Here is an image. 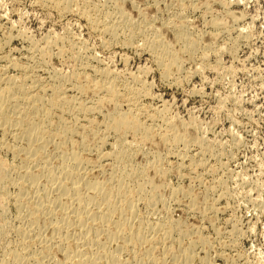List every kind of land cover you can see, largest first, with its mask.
<instances>
[{"label": "rangeland", "instance_id": "rangeland-1", "mask_svg": "<svg viewBox=\"0 0 264 264\" xmlns=\"http://www.w3.org/2000/svg\"><path fill=\"white\" fill-rule=\"evenodd\" d=\"M117 1L124 18L116 14L112 0H74L67 6L57 4L59 0H0V75L16 82L25 78L28 86L45 99L52 85L60 83L61 88H70L63 96L92 105L97 95L91 86L99 79L97 71L104 69L113 75L114 86L121 91L116 102L122 110L131 96L126 88L141 87L146 95L138 98L134 113L138 122L154 131L147 141L139 142L140 134L134 131H128L122 139L130 143L132 154L126 168L131 176L121 188L126 199L123 206L128 199H136V183L142 181L145 193L144 198L136 200V214L130 219L132 229L150 227L146 230L150 236L161 234L164 226H159L164 221L181 224L180 232L185 234L187 230V236L195 242L189 264H264V0H180V5L176 0ZM178 15L186 20L183 26L188 34L200 42V48L190 56L178 50L181 46L173 27ZM102 22L117 24V36L104 31ZM219 22L226 31L215 29L214 24ZM236 29L242 30L240 39ZM130 30L133 36L127 42ZM155 31L162 42L179 51L180 72L173 71L167 79L145 47ZM213 32H219L216 38ZM203 44H207V50L202 49ZM203 51L205 58L200 55ZM75 74L83 78L72 81ZM71 83L85 85V91L71 90ZM109 108L103 106L89 114L71 107L52 115L54 123L59 118L71 126L64 150L82 147L81 152L98 163L91 177L99 180L108 178L113 169L121 170L106 156L98 159L100 154L114 153L115 145L122 141L101 125ZM158 108H164L170 122L167 131L165 126L158 129L160 119L156 124L149 121V114ZM159 132L178 133L184 139L162 141ZM0 141V264H6V252L15 244L14 230L18 226L17 209L12 203L17 189L4 180L3 172L9 168V176H14L20 159L13 151L12 135L0 131ZM51 142L47 145L49 153L60 139L52 136ZM184 152L180 166L175 154ZM190 162L197 166H189ZM132 169H142L143 173L134 176ZM150 196L156 198L152 206L147 202ZM44 230L48 237L50 229ZM177 233L172 231L165 242L153 245L155 264H179L173 256L188 238L178 243ZM110 241L109 249H118V242ZM146 249L147 244L129 246L119 251L118 262L139 264ZM54 255L61 257L59 253Z\"/></svg>", "mask_w": 264, "mask_h": 264}, {"label": "bare ground", "instance_id": "bare-ground-1", "mask_svg": "<svg viewBox=\"0 0 264 264\" xmlns=\"http://www.w3.org/2000/svg\"><path fill=\"white\" fill-rule=\"evenodd\" d=\"M176 1H178L180 5V0ZM72 2H74V0H59L57 4L67 6ZM112 2L115 5L114 9L117 10H115L117 12L116 14H120L119 16H123L124 18L125 14L122 13L123 10H121L118 1L112 0ZM108 14L109 13H107L106 16L110 18ZM177 19L178 20H176V23L174 21L175 25L173 24V27L175 29L176 41H178L181 46L178 50L182 51V53L185 52L190 56L195 53L198 48H200V44H198L200 42H198L196 38H193L194 36L191 37V33L188 34V30L186 31L184 29L185 27L183 25L185 23V19H181V16L179 15L177 16ZM125 20L127 19L125 18ZM104 21H106L105 18ZM104 23L102 22V24ZM214 25H216L215 29H217V31L218 29H223L222 24H220L221 26L218 24ZM117 27V24H107L106 22L104 24L103 30L115 37L117 36ZM224 29L223 31H226ZM131 31L132 30H130V32ZM133 32L134 31L128 34V37L126 38L127 42H131ZM219 32L222 33V30ZM219 32H213V37L219 34ZM235 32L238 35V38L239 36L241 37L242 30L236 29ZM157 33L155 31L150 33V35L148 32L150 38H145H148L145 42V47L149 48L151 51V55H153L154 58L153 60H155L158 65L156 67H159L161 70V76L163 75L167 79L168 76L172 75L171 73L174 74L173 71L178 70L180 72L179 67L181 66V62L178 53L179 51L172 49L167 44L162 42L158 35L159 33ZM211 42L213 41H210V43ZM206 45H204L205 48L203 47L202 49H206L208 47H206ZM211 45L212 44H210V46ZM210 49H212V47H210ZM205 54L206 53L203 51L200 55H202L201 57L205 58ZM203 58L202 60H204ZM97 73L99 79L94 81L93 85L91 86V89H93V94L97 95L92 105L86 104L84 101H78L75 97L63 96L62 94L64 91H67V89L70 88H61L59 82L58 85L53 84V86L51 84V94L45 99L42 94L34 92L32 87L28 86L25 78L16 82L8 77L3 79V77L0 75V131L3 133V135H12L15 141L13 145V151L16 155H19L20 159L14 176H9V168L7 171H5V169L3 172L4 180H6V182L8 181L10 185H14L17 189L15 194L12 196V203L15 204L17 209L16 219L18 221V226L14 230L16 236V239L14 240L15 244H13L6 252V264H120L118 262L120 258L119 251L124 249L128 250L129 246L131 248L139 246L140 244H147V249L142 253V256L139 257V261L141 260L140 263L146 261L148 264H155L157 259L152 254L154 244L163 243L166 238L171 236L169 234L172 231L178 232V243L189 233L186 230V232H183L185 234H182V232H180L181 227H179L181 224H173L170 221H164L161 224L156 222L157 225L160 224V228H163L164 226L163 231L161 230V234L158 233L159 236L158 234H150L152 237L149 236V233L146 230L152 229L149 227L150 223L148 225V229L143 230L144 228L141 226L132 229L130 219H132L131 217L136 214V200H141L144 198L145 193L142 187V181L136 183V187L134 188L136 199H133L134 197L131 198L132 200L128 199L126 205L123 206V202L126 199H124V196L121 194V188H124V183L126 182L127 177L130 175L128 173L127 167L130 165L128 162L131 160L130 157H132V154L130 152L131 149H129L130 143H125L122 139H124L123 136L125 133H129L128 131H134L133 133L138 132L140 134V142L141 140L143 141L149 138L151 136V131H154V128L151 127V129H147L141 124V122H138L134 113L138 108H136L138 98L143 95L145 96L146 92L140 89L141 87L126 88L129 90L131 96L126 100L127 105L125 109L122 110L121 104L116 102V100L121 98V91L119 92L115 88L114 85L116 84H114L113 75L104 69L98 70ZM80 77V74L79 76L75 74L72 76V81H75L78 78L80 79ZM81 78H83V76ZM69 87H72L71 90L74 88L80 92L85 91L86 88V86L83 84H72L69 85ZM103 106L111 107L109 108L110 113L107 112L108 115L106 116V119H104L105 121L101 123V125L103 124L104 131L107 133L110 132L116 135L118 138L121 137L122 143L120 142L115 145L114 150L116 151L114 153H107L106 155L100 154L98 159L101 160L105 158L104 156H106L112 160V166H116L117 164L121 170L116 171L113 169L110 175L108 174V178L104 177L103 180H99L91 177L92 172L95 170L94 168L98 163L89 160L85 156V153L83 154V152H81L83 151L82 147L76 145V147L74 146L75 148L72 147V150L67 152L64 150L67 134L71 132V126L59 118L57 119L58 121L55 120L56 122L54 123L52 115L55 112L57 113V111L62 112L65 110H71V107L75 108L77 111L90 114L91 111H100ZM158 109H156L157 111H153L151 114H149V121L150 123H155V121L160 119L162 123L158 129L161 130L162 126H165V131H167L166 129L170 126V122H168V119L164 115V108L161 110ZM101 135L103 136L102 133ZM153 135L157 134L153 133ZM52 136H57L60 139V142H58V144H52L54 150L49 153L47 151V145L52 143ZM159 136L162 141L169 140L171 142H178L184 139V135H180L178 133L168 135L167 133L164 134L163 132H159ZM136 137L138 139V134ZM100 141L102 143V140ZM18 142H22V145H17L16 143ZM185 153L186 152L183 154H175L180 161L178 164L180 166H182V162L184 161ZM103 161H105V159ZM106 163H108V160ZM192 165L196 164H194V162H190L189 166ZM130 168L131 166L129 169ZM140 173H143L142 169H132L131 172V174H134V176H138ZM153 199L156 198L152 196L147 198L149 206L151 205ZM155 201L156 200H154V202ZM193 205L194 204L192 203L191 206L193 207ZM189 208L190 209L188 210H191V207ZM212 209L213 205L211 207V210ZM152 224L151 226H154L155 223L153 225ZM157 227L158 226H156V228L153 227V229L156 230ZM44 228L50 229V235L48 237H45L44 235L46 232L43 234ZM182 231L185 230L182 229ZM187 238L188 240L186 241L187 243L185 246L183 245L182 249H179V253L176 252L177 254L173 256L174 259H172L174 262L177 261L179 264L191 263L194 253L193 246L195 242L191 241L189 239L190 237L187 236ZM171 239L173 240V238ZM110 240L118 242V246L116 245L118 249L113 248L114 250H112V247L109 249L107 244ZM230 241L234 242L233 240ZM227 243L229 244V242ZM54 253H59L61 255L60 259L56 258Z\"/></svg>", "mask_w": 264, "mask_h": 264}]
</instances>
